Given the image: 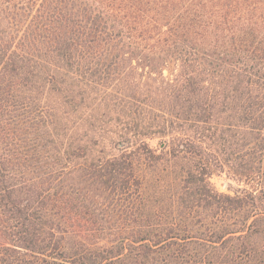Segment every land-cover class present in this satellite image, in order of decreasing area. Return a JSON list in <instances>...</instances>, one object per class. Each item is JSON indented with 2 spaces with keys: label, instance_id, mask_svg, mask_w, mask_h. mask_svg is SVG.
<instances>
[{
  "label": "trees",
  "instance_id": "16d2710c",
  "mask_svg": "<svg viewBox=\"0 0 264 264\" xmlns=\"http://www.w3.org/2000/svg\"><path fill=\"white\" fill-rule=\"evenodd\" d=\"M0 264H264V0H0Z\"/></svg>",
  "mask_w": 264,
  "mask_h": 264
},
{
  "label": "rangeland",
  "instance_id": "374dc122",
  "mask_svg": "<svg viewBox=\"0 0 264 264\" xmlns=\"http://www.w3.org/2000/svg\"><path fill=\"white\" fill-rule=\"evenodd\" d=\"M147 141L153 148L160 147V140L158 138L148 139ZM215 169L211 181L220 191L231 192L230 188L233 189L241 186L237 180L229 176L227 167L222 171L219 166ZM92 205L93 206L89 210L95 214L97 219L108 221L107 224H109V227L113 225V223H120V221L123 220V215L115 208V201L111 202L110 198L109 200H103V202L100 201L99 204L96 201Z\"/></svg>",
  "mask_w": 264,
  "mask_h": 264
},
{
  "label": "water",
  "instance_id": "95a60500",
  "mask_svg": "<svg viewBox=\"0 0 264 264\" xmlns=\"http://www.w3.org/2000/svg\"><path fill=\"white\" fill-rule=\"evenodd\" d=\"M164 144H165V143L163 142V143L160 144V146L162 147V146H164ZM123 146H124V145H123L122 143L119 144V147H123Z\"/></svg>",
  "mask_w": 264,
  "mask_h": 264
}]
</instances>
